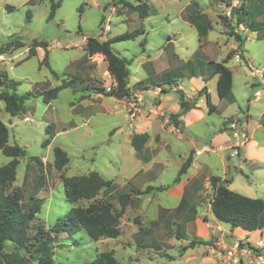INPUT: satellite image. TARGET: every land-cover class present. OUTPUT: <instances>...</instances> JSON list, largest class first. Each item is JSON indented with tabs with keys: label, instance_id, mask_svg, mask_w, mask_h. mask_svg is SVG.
Listing matches in <instances>:
<instances>
[{
	"label": "rangeland",
	"instance_id": "374dc122",
	"mask_svg": "<svg viewBox=\"0 0 264 264\" xmlns=\"http://www.w3.org/2000/svg\"><path fill=\"white\" fill-rule=\"evenodd\" d=\"M51 1L59 0H0V49L3 51L0 55V72L19 84L17 95L28 96L24 101L25 112L16 117L5 111V104L0 100V120L8 128V144L18 145L25 151V156L18 160L13 188L21 192L24 206L30 204L32 197L42 201L37 214L38 220L31 224L28 231L30 236L37 223L47 230L72 208L86 207L92 202H66L61 173L72 177L96 172L104 179L111 180V197L107 198L105 191H100L95 200L107 198L116 212L120 210L116 193L124 194L128 188L142 190L147 185L173 186L178 169V152L183 148V143H179L175 136H167L166 144L163 139L159 142V161H167V164L158 181L142 175L132 178V174L145 164L134 157V151L124 134L140 115L141 104L148 105V99L152 96L149 90L143 94L145 99L135 95L136 84L149 75L147 68L139 67V63L150 62L152 66H156L160 59L168 60L184 76L196 64L194 73L200 76L204 71L203 61L221 62L227 53L233 51L232 57L225 64L232 73V95L236 100L230 111L240 118L261 112L264 96L259 101L254 99L255 91L250 86L254 81L249 76L248 66L264 69V28L242 30L237 25V19L240 17L244 24L264 23V0H237L238 4L231 9L227 5L233 0H60V7L56 9L54 17L48 19ZM144 4L147 9L143 7ZM136 5L142 7L136 8ZM241 6L247 13L239 16L242 13L238 12ZM193 12L200 16L197 22L206 29L204 36L200 37L198 28L188 20ZM106 25L109 26V31H106ZM136 29L142 30L143 35L135 40L112 45L114 53L128 61V87L132 91L122 100L128 104L126 111L133 102L139 108L131 122L126 117L122 100L105 96V87L111 84L107 70L99 73L100 79L92 80L87 77L86 69L82 68V60L85 58L82 45L85 38L105 41ZM143 40L144 46L141 45ZM17 41L24 46L16 49L14 44ZM33 41L44 43L46 47L36 48L35 55L26 59L28 47ZM239 52L242 60L237 63L233 57ZM94 60L100 63L99 59ZM198 61L200 65L197 64ZM162 64L163 62L160 63ZM149 66L150 64V69ZM169 73L170 81L163 86L177 83L188 91L186 76L175 79L177 73L173 70ZM62 83L68 86L60 90L48 105L43 103L44 91ZM141 87V84L138 85V89ZM215 87L216 84L212 81L209 89L213 96L216 94ZM93 90L101 92L105 97L97 100ZM46 130L51 133V140L44 147L43 141L48 136ZM55 147L62 149L69 160L61 172L53 167ZM146 154L150 155V152ZM32 158L40 160L42 167L37 166ZM10 160L0 151V167ZM140 199L146 205V197ZM152 200L151 206L154 208L155 203L169 208L179 203L178 198L167 196V190L159 192ZM131 205L128 211L124 210L125 213L116 224L119 236L115 239L101 238L93 241L83 229L71 236L66 233L55 235L50 249L53 264H88L97 254L106 251H112L116 260L122 264H170L171 259L154 254L152 246L136 248V244L131 243L130 234L134 227L130 223L139 224L142 220L135 211L137 201ZM141 208L147 213L146 219L153 217L150 215L152 210H146L143 205ZM195 209L199 213L202 207L197 205ZM170 221L172 226L174 220ZM174 229L175 227L168 226L164 230L163 245L170 255L183 253L176 246L170 249L176 242ZM156 241L157 239H152L150 242ZM216 249L221 251L219 247ZM191 253L195 255L191 257L192 260L196 257L201 261L206 256L203 247ZM3 254L7 257L27 256L23 250H15L11 243H6ZM207 255L218 264H230L222 256L211 254L209 249ZM179 261L176 258L175 264ZM0 264H4L2 257ZM242 264L264 262L256 260L252 252L249 257L243 258Z\"/></svg>",
	"mask_w": 264,
	"mask_h": 264
},
{
	"label": "crops",
	"instance_id": "0c3cea01",
	"mask_svg": "<svg viewBox=\"0 0 264 264\" xmlns=\"http://www.w3.org/2000/svg\"><path fill=\"white\" fill-rule=\"evenodd\" d=\"M230 5L231 2L227 6L230 7ZM138 6L136 5L135 7L138 8ZM197 16L195 13H191L188 16V20L196 22ZM239 26L242 27V30L247 29L246 25ZM86 39H84L82 45L83 50ZM201 47L203 48V46ZM235 48L232 47V49ZM239 54L242 57L240 52ZM95 58L99 59L100 63L95 62ZM162 62L163 64L160 65ZM82 63H84L82 68L86 69L87 77L92 80L100 79L99 73L106 69V62L103 56L99 54L88 57L85 53ZM149 64L150 69L148 68ZM197 64H199V61ZM138 65L141 68L146 67L149 75L139 81L143 87L138 89L137 84L139 82L136 84L135 95L142 98L144 97L143 94L149 90L152 96L148 99V105L141 104L140 115L130 125L129 131L124 134L130 148L134 151V157L147 165V167L145 165L144 167H139L132 174V178L142 175L145 177L149 176L155 182L159 180V175L167 164V161L166 163H164V160L163 162L159 161L158 153L161 149L159 142L163 139L164 144H166L167 136H175L179 143H183V148L178 152L177 172L187 158L191 159V164L187 172L180 177L179 182L173 183V186L147 185L146 187H153L148 194L131 196L130 206L128 205L125 210L128 211L132 207L131 204L137 201L135 211L142 217L139 224L130 223L134 227L130 234L131 243L134 242L136 248L152 246L155 250L154 254L158 253L160 256L169 257L171 259L170 264H175L176 258L180 259L179 262H176L177 264H190L191 262H196L195 264H218L211 257H208L207 251L209 248L214 246L216 248V244L220 242L230 245L232 242L242 240L248 235H251L252 238H257L259 232L261 230L264 231V228L253 232L243 231L239 228L231 229L229 225L218 222L210 208L213 197V191L210 186V178L212 177H217L221 181L227 180L226 186L232 192L251 199L264 201V127L261 124V119L264 115V105L261 112L257 115L247 114L242 118L230 111L236 100L232 95V73L226 66L231 73L232 85L229 95L220 98L217 91V76H210L211 69L206 66L204 61L202 62L204 71L200 76L194 73L196 64L193 68H189L188 73L185 75L188 79V91L177 83H174L173 86L171 84L167 87L163 86L168 82L165 79L167 77L171 78L169 72L172 70L177 73L175 79L185 77L181 72L177 71L178 67L176 65L171 66L168 60L160 59L156 66H152L150 62H143ZM106 73L110 76L107 71ZM166 73H168L167 77ZM212 81L216 84V94L214 96L211 95L209 89ZM250 86L255 90V82L251 83ZM203 87L207 88L210 103L213 106V111L211 112L208 111L205 95L198 96V92ZM93 91L97 100L105 97L101 92ZM179 93L183 94L188 100L197 98L195 107L184 114L181 113L179 107ZM122 105L127 117L126 108L128 104L122 100ZM172 115L177 118L178 126L172 124L170 119ZM233 121L237 122L238 129L246 136V141L243 145H239L238 141L232 137L229 124ZM133 134L147 135L146 142L138 152L131 146ZM166 146L168 145H164V147ZM148 151L150 155L146 154ZM158 187L164 189L159 191L156 189ZM144 189L135 190L128 188L126 194L143 191ZM164 190H167L168 197L178 198L179 203L171 208L158 203H155V208L151 206L152 198ZM145 197L148 201H146V205H144L143 201H140V198ZM142 205L146 206V210H152V212L150 211V215L153 216L151 219H146L147 213L143 212ZM197 205L202 207L199 213L195 209ZM170 220H174L172 226ZM168 226L175 227L174 239L176 242L170 249L176 246L182 250L192 240H201L205 244H196L192 248H187L182 254L170 255L163 245L164 230ZM150 233H152L151 236H147ZM152 239H157V241L150 242ZM201 247H203V253H206V256L202 257L201 261H198L196 257L192 260L191 257L195 255L191 251Z\"/></svg>",
	"mask_w": 264,
	"mask_h": 264
},
{
	"label": "trees",
	"instance_id": "16d2710c",
	"mask_svg": "<svg viewBox=\"0 0 264 264\" xmlns=\"http://www.w3.org/2000/svg\"><path fill=\"white\" fill-rule=\"evenodd\" d=\"M246 1V0H244ZM130 6L129 4H126ZM60 7L59 1H51L48 19L54 17L55 11ZM142 7V5L138 6ZM147 9V5H143ZM242 11L239 16L246 14L244 7L241 6L238 10ZM231 14V11H230ZM141 16V15H140ZM197 21L200 16H197ZM29 19V17H28ZM193 22L198 28L200 37L206 34V29L198 22ZM237 25H246L250 30H255L258 27L264 28V23L256 25L244 24L240 17L237 19ZM231 34V33H230ZM143 31L136 29L131 32H125L118 36L111 37L105 41H99L95 38H87L84 51L88 57L99 54L103 56L106 62V70L114 79L116 85L105 96L113 97L122 100L130 95L128 87L129 70L127 68L128 61L119 57L114 53L112 45L119 42L135 40ZM232 35V34H231ZM236 38L239 39L238 34ZM145 45V41L141 42ZM24 44L15 42L14 47L20 48ZM46 47L44 43L33 41L28 47V55L26 59L32 57L36 53V48ZM6 49V48H3ZM3 51L0 49V55ZM233 51L226 54L221 62L209 61L206 64L211 69L210 76H217V91L218 96L223 98L230 93L232 79L230 71L225 67V63L232 57ZM47 55H44L46 61ZM47 65V64H46ZM168 73H166L167 77ZM166 81H170L167 77ZM141 82L137 84L140 85ZM19 84L7 77L4 72H0V100L5 104V111L12 117H16L25 112L24 101L28 96H19L16 93ZM68 84L62 83L60 86L54 87L42 94V101L49 104L57 97L60 90L67 87ZM205 95L208 111H213V106L210 103L207 88L203 87L198 96ZM197 98L193 100L186 99L183 94L179 93V107L181 113L193 109ZM172 124L178 126L176 117L170 116ZM261 124L264 127V115L261 119ZM47 138L43 141V146L49 145L51 133L46 130ZM9 131L6 125L0 120V151L1 153L11 158V160L0 167V257L3 258L4 264H53L51 247L54 243L55 235L59 233L72 234L83 229L88 237L93 241H98L101 238L115 239L119 236V230L116 228L121 215L125 208L130 204V196L148 194L153 187L148 186L143 191H135L132 194H117L116 200L120 206V210L116 212L112 203L107 199L110 198V192L113 191L111 180H106L96 172H90L87 175L66 177L60 174V180L63 186L65 201L71 204H79L82 201H92L86 207H74L68 214L59 218L52 228H45L37 223L34 226V233L30 236L28 231L31 224L37 219V214L40 212L42 201L35 198H30V204L24 206L22 203L21 192L13 188V183L16 178V167L18 160L25 156V151L18 145L8 144ZM147 140L146 134H133L131 138L132 148L138 152ZM53 167L57 171H62L68 164L69 160L66 153L59 147L53 149ZM37 166L42 167V162L36 158H32ZM191 159L187 158L179 168L173 183H177L180 177L184 175L190 167ZM228 181H221L217 177L210 178V186L213 191V197L210 203L211 212L214 218L220 222L230 226L231 229L239 228L243 231L253 232L264 228V201L261 199H251L241 194L230 191L226 184ZM161 191L164 188L158 187ZM100 191H105L107 198L95 200ZM180 239V238H176ZM6 243H11L15 250H23L27 256L24 258L12 256L7 257L3 254ZM196 244H205L201 240H192L187 248H192ZM88 264H122L116 260L112 251L102 252L96 255L95 259Z\"/></svg>",
	"mask_w": 264,
	"mask_h": 264
},
{
	"label": "built area",
	"instance_id": "2783aa9c",
	"mask_svg": "<svg viewBox=\"0 0 264 264\" xmlns=\"http://www.w3.org/2000/svg\"><path fill=\"white\" fill-rule=\"evenodd\" d=\"M238 4L237 0H233L230 9L233 6ZM230 15V10L228 12ZM106 31H109V26L106 25ZM1 58V56H0ZM233 60L237 63L241 62V56L239 53L234 54ZM249 76L253 79L256 84L255 92L253 94L254 99L259 101L264 96V69H258L251 65L248 66ZM111 79V84L105 87V91L108 93L110 90L115 87L116 83L111 76H108ZM139 112V108L137 103L129 104V108L127 109V117L132 122L134 121L136 114ZM153 112V111H151ZM229 129L232 131V137L238 141L239 145H243L246 141V136L244 133L240 132L238 129V125L236 121H233L229 124ZM217 247L221 249V251L216 250V248H209V252L211 254H215L217 256H222L225 260L229 261L230 264H242L243 258L249 257L252 252H254L255 259L264 262V231H260L257 238H251V235L246 236L242 240H236L231 243V245L227 246L223 242L216 244ZM250 248H254V251H250ZM223 249V253H222Z\"/></svg>",
	"mask_w": 264,
	"mask_h": 264
}]
</instances>
